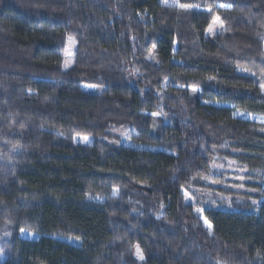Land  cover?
Listing matches in <instances>:
<instances>
[{
	"label": "trees",
	"instance_id": "1",
	"mask_svg": "<svg viewBox=\"0 0 264 264\" xmlns=\"http://www.w3.org/2000/svg\"><path fill=\"white\" fill-rule=\"evenodd\" d=\"M182 4L0 0V264H264V121L236 116H264V0ZM117 122L159 149L74 141ZM216 159L246 166L256 192L215 188ZM191 186L231 209L188 202Z\"/></svg>",
	"mask_w": 264,
	"mask_h": 264
},
{
	"label": "rangeland",
	"instance_id": "2",
	"mask_svg": "<svg viewBox=\"0 0 264 264\" xmlns=\"http://www.w3.org/2000/svg\"><path fill=\"white\" fill-rule=\"evenodd\" d=\"M161 3L172 6H181L184 5L183 0H159ZM188 8V7H185ZM192 8V7H191ZM219 18V19H217ZM225 30V26L221 18L217 15L213 18L212 23L208 29L207 36L210 37L217 33L223 32ZM76 40L73 37H69L67 39V44L64 50V61H63V69H69L74 64L75 52H76ZM261 87L264 91V81L261 83ZM83 88L87 92H101L105 89L104 86L92 83H84ZM156 119L154 121L152 131L154 132L163 122V120L158 119V113H154ZM236 116L248 119H260L264 121V116H259L256 114H252L246 111H236ZM137 130L130 124L125 122H117L115 123L109 130L108 134L94 136V135H75L74 141L81 144H94L96 142H102L109 145L112 148H119L121 145L133 147V148H148V149H159V147H154L149 144L141 143L135 140V135H137ZM87 137V140L83 138ZM207 181L213 184L215 188H223L227 186H231L232 188L244 191L248 193L256 192L255 189L249 187L248 184L260 181H257L246 168V166L238 163L235 160L230 159H216L212 164V168L209 176L207 177ZM264 189V183H262ZM189 189V190H188ZM184 193L186 194V199L188 202L194 203L197 201L198 197H202L205 199L206 204L210 207L214 208H224L231 209L230 205V197L224 193L217 191L216 189H202L197 188L195 186H191L190 188H185ZM87 199L90 201H100L103 198L101 195L88 194ZM257 204L264 202V197L260 200L254 201ZM197 212H202V209L196 208ZM19 235L28 239H37L40 237V234L37 232L29 231L23 229L19 232ZM10 238V232L8 231L6 226H2L0 228V246L2 243ZM66 241L80 245L81 240L73 237H65ZM4 258V254L1 252L0 261Z\"/></svg>",
	"mask_w": 264,
	"mask_h": 264
},
{
	"label": "snow or ice",
	"instance_id": "3",
	"mask_svg": "<svg viewBox=\"0 0 264 264\" xmlns=\"http://www.w3.org/2000/svg\"><path fill=\"white\" fill-rule=\"evenodd\" d=\"M181 7H188V6L187 5H181ZM217 19H219V18H217ZM83 139L87 140L88 138L84 137ZM137 255L140 256L141 259L143 258L141 253H140V250H139L138 246H137Z\"/></svg>",
	"mask_w": 264,
	"mask_h": 264
}]
</instances>
